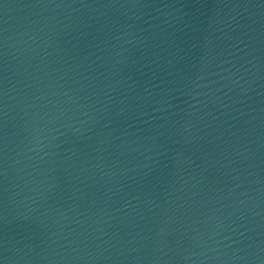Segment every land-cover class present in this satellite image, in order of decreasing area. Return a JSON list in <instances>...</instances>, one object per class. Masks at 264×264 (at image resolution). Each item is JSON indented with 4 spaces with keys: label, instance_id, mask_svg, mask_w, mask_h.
<instances>
[{
    "label": "water",
    "instance_id": "95a60500",
    "mask_svg": "<svg viewBox=\"0 0 264 264\" xmlns=\"http://www.w3.org/2000/svg\"><path fill=\"white\" fill-rule=\"evenodd\" d=\"M0 264H264V122L73 0H0Z\"/></svg>",
    "mask_w": 264,
    "mask_h": 264
}]
</instances>
